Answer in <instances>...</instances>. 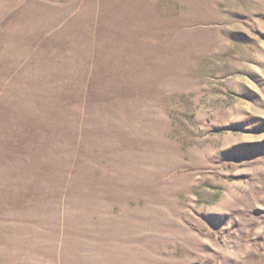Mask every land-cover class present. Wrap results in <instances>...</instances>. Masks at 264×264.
Here are the masks:
<instances>
[{"label": "rangeland", "instance_id": "rangeland-1", "mask_svg": "<svg viewBox=\"0 0 264 264\" xmlns=\"http://www.w3.org/2000/svg\"><path fill=\"white\" fill-rule=\"evenodd\" d=\"M0 264H264V0H0Z\"/></svg>", "mask_w": 264, "mask_h": 264}]
</instances>
